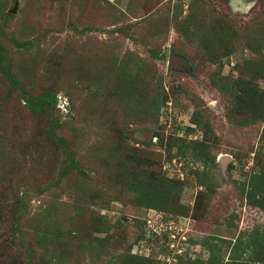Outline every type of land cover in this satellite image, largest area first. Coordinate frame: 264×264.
<instances>
[{
	"label": "rangeland",
	"instance_id": "rangeland-1",
	"mask_svg": "<svg viewBox=\"0 0 264 264\" xmlns=\"http://www.w3.org/2000/svg\"><path fill=\"white\" fill-rule=\"evenodd\" d=\"M15 1L0 264H264V0Z\"/></svg>",
	"mask_w": 264,
	"mask_h": 264
},
{
	"label": "built area",
	"instance_id": "built-area-1",
	"mask_svg": "<svg viewBox=\"0 0 264 264\" xmlns=\"http://www.w3.org/2000/svg\"><path fill=\"white\" fill-rule=\"evenodd\" d=\"M58 99V103H59V107L64 111L65 110V106H66V98L63 97V96H58L57 97ZM154 224L148 222V227L151 229V231L153 233H156V234H160V233H166L168 234V237L170 240H173L174 239V233L177 230H176V224L173 220H168V221H163L162 218L156 222H153ZM156 229L158 231H156ZM171 242V241H170ZM168 247L170 248V250L172 251H175L176 253H179L180 252V249H178V247L175 246L174 243H168Z\"/></svg>",
	"mask_w": 264,
	"mask_h": 264
},
{
	"label": "trees",
	"instance_id": "trees-1",
	"mask_svg": "<svg viewBox=\"0 0 264 264\" xmlns=\"http://www.w3.org/2000/svg\"><path fill=\"white\" fill-rule=\"evenodd\" d=\"M7 17H8V19H11L13 16L12 15H10V14H8L7 15ZM51 98V99H50ZM50 98H48V101L50 102V103H52L53 101H54V106H56V102H57V96H54V97H52V96H50ZM61 114V113H60ZM178 164V166H180V170H182V171H185V170H188L189 169V167H188V165H187V161H182V162H179V163H177ZM185 175H186V173L187 172H183ZM190 173V172H189ZM166 212H168V211H166ZM166 214V213H165ZM172 217L174 218V217H177V216H175V215H173L172 213L170 214V213H167L166 215H164V217H162L163 218V221H168V220H170V219H172ZM167 245V244H166ZM192 261H195V259H193ZM194 263V262H193Z\"/></svg>",
	"mask_w": 264,
	"mask_h": 264
},
{
	"label": "water",
	"instance_id": "water-1",
	"mask_svg": "<svg viewBox=\"0 0 264 264\" xmlns=\"http://www.w3.org/2000/svg\"><path fill=\"white\" fill-rule=\"evenodd\" d=\"M184 2L187 3V2H189V0H184ZM16 9H17V0L15 1L14 7H13V9L10 11V13L15 14ZM180 63H181V60L175 58V57L173 56L172 51H170L169 59H168V67L171 68V67H173V66H174V67H175V66H178V65H180ZM178 67H179V66H178ZM228 160H229V158H228L227 156L222 157V163H223V164H224L226 161H228Z\"/></svg>",
	"mask_w": 264,
	"mask_h": 264
}]
</instances>
